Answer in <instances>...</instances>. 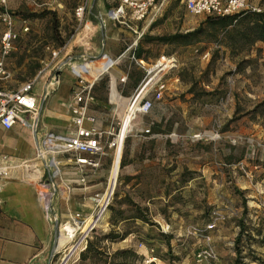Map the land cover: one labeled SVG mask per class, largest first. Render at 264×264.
<instances>
[{
	"label": "rangeland",
	"instance_id": "374dc122",
	"mask_svg": "<svg viewBox=\"0 0 264 264\" xmlns=\"http://www.w3.org/2000/svg\"><path fill=\"white\" fill-rule=\"evenodd\" d=\"M84 1L7 0L5 4L9 12L25 20L28 29L18 34L12 50L5 57L7 75L0 79V89L14 90L20 83L33 78L42 81L39 78L45 74L43 82L49 84L50 88L48 92L42 91L38 95L37 127L41 125L40 110L47 98L59 88L62 75L71 79L68 70L70 61L79 62L84 58L97 61L100 58L87 47L85 41L77 43L80 37L77 33L83 23H77L73 12ZM95 1L105 7L116 2ZM248 4L264 10V0H248ZM95 5L91 3L89 8L86 6L84 9L85 13L89 11L91 21L97 15ZM41 10L55 13L58 22L55 34L50 28L49 14L43 17L28 15ZM205 19L204 15L186 12L180 0H164L159 13L137 40L140 56L145 63L149 64L159 54H165L176 58L177 67L166 76L168 89L166 87L161 98L151 103L147 113L137 115L132 121L134 128L151 127V124L158 123L169 128L176 124V131L165 133L166 139L178 140L181 144L176 149L183 153L191 152V160L200 165L199 171H190L191 174L183 171L173 179L169 178L172 175L164 179L163 172L157 168L145 173V192L140 195L141 198L151 196L164 182L168 189L176 190L165 203L156 206L164 220L160 224L163 226L167 223V230L160 231L152 206L147 207L139 202L136 204L145 208L142 214L146 222L123 219L134 214L133 207L125 204L124 196L131 200L132 196L128 195L130 187L125 186L124 176L120 173L128 144L125 141L102 221L88 225L92 219V196L102 193L104 189L106 191L109 184L112 166L107 160H102V164L92 172L73 174L75 177L68 184L69 187H87L86 192L80 195L86 198L81 211L70 207L59 217L55 208L53 214L50 208L51 186L48 185L47 189L40 186L44 211L50 221L51 216L54 217L56 241L39 264H89L88 261L80 262L78 253L87 239L110 230V208L122 212L113 229L128 234L119 242L102 244L109 251L131 247L138 254L143 252L142 260L135 264H190L191 252L200 242H204L201 241L204 237L217 253L216 264H231L237 252L246 264H264V104H259L264 100V43L242 38L238 25L222 26L216 21L206 23ZM145 23L146 20L141 26ZM117 27L118 24L106 25L101 32L116 34L127 44L130 40L123 37ZM197 27L201 31L188 44L163 43L155 39ZM103 37L96 34L94 40L97 44L104 43L106 51L116 55L124 48L120 40H105ZM73 39L75 43L72 49L65 54L67 44ZM51 51H56V56L52 57ZM114 66L118 70L116 75L120 72L126 74V81L120 86L116 85V90L125 95L139 82L142 70L127 54L120 57ZM86 71L96 75L89 65ZM174 84H177V89L172 88ZM91 90L98 102H105L109 93V100L113 103L117 95L114 79L111 77L108 84L105 73L93 82ZM119 99L126 101L122 97ZM116 105V111L120 114L121 105ZM1 132L7 135L6 131ZM8 135L12 138L15 136L12 133ZM156 144L137 142L142 149L145 147L148 150L146 157L153 155L152 149ZM190 156L183 157L181 161H188ZM180 186H183L182 190L178 189ZM74 214L78 216L74 217ZM211 220L215 221L216 226L213 230H206L204 226ZM66 222L74 228L73 238L57 248L58 236L61 238L65 235L60 224ZM236 236L238 240L234 241ZM70 246H74V249L63 261Z\"/></svg>",
	"mask_w": 264,
	"mask_h": 264
},
{
	"label": "built area",
	"instance_id": "2783aa9c",
	"mask_svg": "<svg viewBox=\"0 0 264 264\" xmlns=\"http://www.w3.org/2000/svg\"><path fill=\"white\" fill-rule=\"evenodd\" d=\"M164 0H116L115 4L104 9L96 16L97 21L113 22L132 34L131 40L124 46L118 58L129 52V58L142 70V77L133 88L129 96L123 98L126 104L120 114L116 111V103H112L111 118L106 127L95 125L94 117L88 113L89 106L94 101L92 93L93 82L98 76L107 72L104 69L92 82L84 78V72L71 73L73 81L69 89L67 103L69 124L64 132L40 130L37 127V102L32 94L34 78L20 85L14 90L0 89V126L9 129L18 123L24 126L25 121H30L31 134L38 131V138L33 140L32 156L26 160H38L41 173L48 176L47 188L51 178L59 175V160L63 158L67 165L71 166L79 175L92 172L100 166L101 159L109 156L110 167L116 159L119 164L125 139L130 134H136L140 139L153 136L149 126L134 130L133 120L137 115L148 112L151 103L161 98L166 90V76L177 67V60L173 55L159 54L149 64L141 58H134L131 51L136 47L137 40L144 28L154 19L161 10ZM185 11L192 15L226 16L237 14L244 10L259 11L258 8L248 4V0H180ZM7 0H0V79L6 77L5 57L13 48L19 32H26L28 27L22 18L10 13L6 8ZM85 4H79L74 8V17L78 24L84 22ZM146 20L145 25L141 24ZM104 22V23H105ZM80 31V30H79ZM78 31V32H79ZM52 57L56 51H51ZM100 54V58L104 57ZM126 74L122 73L116 78L117 83H124ZM109 88V87H108ZM115 88V83H114ZM116 90V88H115ZM117 92V91H116ZM120 97V95L117 93ZM88 122V125H85ZM196 137V136H193ZM17 168L16 162L6 155H0V180L7 178L11 171ZM105 189L102 193L92 196L93 209L90 214L94 218L100 209L105 210L109 195ZM78 214H74L77 217ZM71 220V219H70ZM72 224L74 221L71 220ZM216 226L214 220L206 223V230H213ZM161 231H166L168 225L159 226ZM191 252L190 264H216L218 256L215 250L208 245L207 237L202 238Z\"/></svg>",
	"mask_w": 264,
	"mask_h": 264
},
{
	"label": "crops",
	"instance_id": "0c3cea01",
	"mask_svg": "<svg viewBox=\"0 0 264 264\" xmlns=\"http://www.w3.org/2000/svg\"><path fill=\"white\" fill-rule=\"evenodd\" d=\"M91 3L96 4L97 14L110 7H105L103 4L99 5L95 0L84 1L85 7L87 6V8H89ZM88 14L89 11L87 10L84 15L83 26L77 33L80 35L78 39L79 42L77 43L85 41L87 47L94 51L96 56H100V54L105 55L107 60H101L99 65L101 70H103V68H108V71L105 73L108 76V84L109 79L112 77L116 88V85L120 86L123 84L116 82V78L123 72L116 75L118 70L114 66L117 64L118 59L120 58H118V55L122 50L114 55L112 52L106 51L103 48L104 43L97 44L94 37L98 34L100 36L103 35L105 40L112 38L117 41L120 40L124 46L126 43L123 39L117 38L116 34L101 32L105 30L104 27L106 25H114L115 23L105 22V20L97 21L95 16L94 21H91ZM117 30L118 32L120 31L121 35L126 37L127 40H131L132 34L129 31L124 28L122 29L120 26L117 27ZM74 43L73 39L67 44L68 48L64 52L65 54L69 53ZM128 53L129 52L124 53L123 56L125 54L128 55ZM87 60L88 59L84 58L79 62L70 61L68 65L70 74L80 72L74 65L77 64L83 66L87 63ZM92 71L94 72L93 69ZM84 73V78L91 81L94 76L93 73L87 71ZM44 75L45 74L39 78V80L42 81H35L32 87V94L36 98L37 105L39 102L38 95L42 91L48 92L50 88L49 84L43 82ZM62 77L63 79L60 81L59 88L47 98L44 107L40 110L41 125L38 126L40 130L44 129L54 132H64L69 124L67 103L73 77L70 75L71 79H69L65 74H63ZM54 79H56V75H54ZM172 88L177 89V84L172 85ZM132 90L133 89L125 95H122L120 91H116L120 97L125 98L129 96ZM114 98L119 99L117 95H115ZM112 110V103L109 100V93H107L105 102H98L94 97V101L89 106L88 113L94 117L95 125L106 127L111 118ZM85 125L87 126L88 122H85ZM165 127L166 126L163 123L151 124L150 131L153 136L143 140L137 137L135 133L128 135L125 139L128 143L127 149L120 169V173L125 179V186L128 188L130 187L128 195L132 196V201L135 203L139 202L147 207L152 206V210L155 212V222L159 226L161 225L160 222H164V220L159 208L156 206L165 203L167 197L173 194L176 190L168 189L164 182V184L159 186L151 196L148 198H141L140 195H143L145 192L143 178L145 173H147V170L157 168L159 171L163 172L162 177L164 179L170 175L172 176L169 178L173 179L180 176L183 171H188L189 173L190 171H199L200 169V165L191 160L193 158L191 152L183 153L180 149H176L181 144L178 140L173 141L171 139H166L167 136L165 133L176 131V124H172L169 128ZM140 128H142V126L136 127L134 130L138 131ZM1 131H6L7 135L5 136ZM10 133H12V135L15 134L14 138L8 135ZM38 136V131L32 135L30 127H22L18 123L14 124L9 129H3L0 126V155L7 154L6 156H8L10 160L16 162L17 167L11 171L7 178L0 180V264H39L40 261L46 257L53 244L55 232L54 217L51 216L50 221V218L48 219L44 211L43 194L40 187L43 186L47 189L43 183L47 181L48 176L45 174L39 179L35 178L31 180L30 178L25 177L23 168L19 166L20 162L32 156L33 140H36ZM137 142H153L158 143V145H154L152 149L153 155L146 157L148 150L144 146H142L144 147L142 149L140 145H137ZM172 150L174 151L173 153H171ZM187 155H191L189 157L190 159L182 162L181 159ZM58 160L59 175L54 181H48L52 190L50 196L51 211L55 214V208H57V214L61 217L64 215L65 210H68L70 207L80 210V207L85 205L86 198L81 197L80 195L86 192L85 189L87 187H69L68 184H70L72 178L75 177L73 174H76L77 172L71 166L67 165V162L63 158L60 157ZM102 160H107L109 162V156L103 157L100 165L103 162ZM36 166L40 170V162H37ZM41 181L42 183H39ZM182 188L183 186L178 187L180 190H182ZM70 219L72 220L73 218L70 216ZM63 224L64 223H61L60 226H63ZM165 224L167 223H164L163 225ZM58 241L59 236L56 246H58ZM139 254L142 256L144 255L143 252H139Z\"/></svg>",
	"mask_w": 264,
	"mask_h": 264
},
{
	"label": "trees",
	"instance_id": "16d2710c",
	"mask_svg": "<svg viewBox=\"0 0 264 264\" xmlns=\"http://www.w3.org/2000/svg\"><path fill=\"white\" fill-rule=\"evenodd\" d=\"M15 15L13 12H10ZM49 14L51 19V31L52 33H56L57 31V18L53 11L49 10H41L36 13L28 14L30 17H43L44 15ZM16 16V15H15ZM18 17V16H16ZM19 18V17H18ZM23 19V18H22ZM216 21L222 26L229 25V26H240L239 35L242 38L252 41H260L264 43V10L259 11H251V10H244L237 14L233 15H226V16H206L205 22H212ZM201 31L200 27L194 28L192 30L186 31L184 33L175 32L168 35L158 36L155 39L163 42V43H183L188 44L192 42L198 33ZM59 38V36H56ZM141 50L136 47L131 51V54L134 58H141L140 56ZM143 59V58H141ZM104 69V68H103ZM135 84V81L133 85ZM113 102H116L121 105L123 109L126 101L121 99L113 98ZM260 105L264 104V100H262ZM125 204L128 206L133 207L134 214L130 217H123L124 220L126 219H138L140 221L146 222V218L142 211L145 209L144 207H140L138 204L133 202L128 197L124 196ZM121 211H113L110 208V218H109V225L110 230L102 235H93L91 239H87L84 248L78 253V260L80 262L88 261L89 264H135L142 260V253L138 254L135 250L131 247H122L116 248L112 251L108 250V247L103 242L112 243V242H119L123 240L128 232H117L113 229L118 221V216L121 215ZM161 231V230H160ZM168 237V235H165ZM238 237H235L234 241H237ZM231 264H246L242 262L240 259V255L237 252V255L232 260Z\"/></svg>",
	"mask_w": 264,
	"mask_h": 264
},
{
	"label": "bare ground",
	"instance_id": "6f19581e",
	"mask_svg": "<svg viewBox=\"0 0 264 264\" xmlns=\"http://www.w3.org/2000/svg\"><path fill=\"white\" fill-rule=\"evenodd\" d=\"M105 59H106V57L104 56V57H101L100 59H98L97 61L88 60V63H86L83 66H80V65H77V64L74 65V66L77 67L80 72L81 71L85 72L86 71V67L89 65L94 70V72L96 73V75L92 77V80L89 81V82H92L104 70V69L101 70V67H100L99 64H100L101 60H105ZM72 68H73V66H72ZM105 69H107V71H108V68H105ZM24 126L31 127L30 121H25ZM37 162H39V161L38 160H33V161L24 160V161L19 163V166H21L23 168V170H24V174H25L26 178H30L31 180H33V179L37 178L40 175L41 172H40L39 168L36 166ZM116 169H117V163H116V159H114L113 163H112V169H111V175H110L109 184H108V187H107V189H106V191L104 193L106 196H108L109 190H110V188H111V186L113 184L114 177H115V174L117 172ZM103 217H104V211H103V209H100V211L97 213V215L89 221L88 225L91 226L92 224H95L97 222L102 221ZM69 224L67 222L63 224L62 230L65 231V235H64V237L59 238L57 248L62 246L64 243H66L68 241V239H70L73 236L74 228H72L71 225H69ZM75 245L77 246V244H75ZM78 245H79V243H78ZM73 249H74V246H70L69 247L68 253L65 254L66 256H64L63 261L66 260V258L73 251ZM149 260H152V258H150Z\"/></svg>",
	"mask_w": 264,
	"mask_h": 264
},
{
	"label": "water",
	"instance_id": "95a60500",
	"mask_svg": "<svg viewBox=\"0 0 264 264\" xmlns=\"http://www.w3.org/2000/svg\"><path fill=\"white\" fill-rule=\"evenodd\" d=\"M56 233L54 232V239H53V244L55 243L56 239H55Z\"/></svg>",
	"mask_w": 264,
	"mask_h": 264
}]
</instances>
